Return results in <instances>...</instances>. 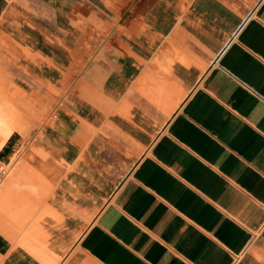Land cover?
Wrapping results in <instances>:
<instances>
[{"label": "crops", "instance_id": "1", "mask_svg": "<svg viewBox=\"0 0 264 264\" xmlns=\"http://www.w3.org/2000/svg\"><path fill=\"white\" fill-rule=\"evenodd\" d=\"M3 42L36 118L0 264H46L34 230L52 264H264V0H0Z\"/></svg>", "mask_w": 264, "mask_h": 264}, {"label": "rangeland", "instance_id": "2", "mask_svg": "<svg viewBox=\"0 0 264 264\" xmlns=\"http://www.w3.org/2000/svg\"><path fill=\"white\" fill-rule=\"evenodd\" d=\"M15 51L8 43H0V145L6 140V138L15 132H20L28 124L30 118L35 119L36 117L31 114V111H27L25 101L21 98L15 90L13 74L11 72H16L21 75L20 70H16L10 63L9 55H15ZM24 166V165H22ZM22 166H18L17 171H11L8 174L6 180L4 181V187L8 188L13 183L25 182L27 180V174H30L34 179L31 181L33 183H38L42 181V176L36 172H27ZM16 170V169H15ZM30 182V183H31ZM4 197V207L2 210L6 212L8 209L9 197L5 193ZM21 225V224H20ZM37 229V228H36ZM36 232L35 234H29L30 238H26L22 241V245L28 249L33 254L41 257L46 264L55 263L58 255L48 253L45 249L46 243V233ZM45 253V256L39 255L40 253Z\"/></svg>", "mask_w": 264, "mask_h": 264}]
</instances>
